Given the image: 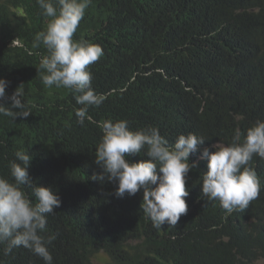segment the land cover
<instances>
[{"label": "trees", "instance_id": "obj_1", "mask_svg": "<svg viewBox=\"0 0 264 264\" xmlns=\"http://www.w3.org/2000/svg\"><path fill=\"white\" fill-rule=\"evenodd\" d=\"M48 20L37 0H0V78L9 82L6 96L22 84L31 111L14 120L0 115V175H9L18 150L28 152L31 179L59 195L60 206L47 216L56 236L53 264H94L102 251L109 264L264 260V159L250 162L261 191L244 211L228 214L219 200L204 197L200 183L208 171L204 147L242 143L264 120V0H92L74 39L102 47L89 68L105 100L88 109L83 124L73 93L42 83L39 62L47 53L34 38ZM106 119H126L133 130L158 127L169 144L189 132L206 139L190 154L197 166L188 173V211L177 225L153 227L141 209L142 189L119 198L117 181L91 178L101 171L94 160ZM6 246L0 244V264H45L24 247L6 254Z\"/></svg>", "mask_w": 264, "mask_h": 264}, {"label": "clouds", "instance_id": "obj_2", "mask_svg": "<svg viewBox=\"0 0 264 264\" xmlns=\"http://www.w3.org/2000/svg\"><path fill=\"white\" fill-rule=\"evenodd\" d=\"M37 3L42 14L49 18L46 30L34 38V46L43 45L47 53L39 62L42 83L48 88L70 90L76 103L82 106L75 115L83 124L88 109L99 107L105 100L103 94L93 89L89 68L103 56L102 47L74 39L92 0H37ZM8 84L0 78V115L13 120L29 116L31 111L22 84L11 96H6ZM98 126L102 137L96 146L94 162L101 171L91 178L101 183L117 181L115 195L119 198L135 195L142 189L141 209L153 227L177 225L188 211L185 200L189 195L188 173L197 166V162L189 161L190 154L197 152L206 139L189 132L169 144L158 127L133 130L126 119H106ZM213 148L215 151L208 147L201 150V158L208 161V171L200 182L202 193L208 200H219L228 214L244 211L261 191V180L250 162L254 156L264 159V120H257L246 130L242 143H217ZM142 153L148 159L138 162L126 159ZM31 159L28 152L18 150L9 164V175H0V244L6 243V254L24 247L45 264H53L49 245L56 236L47 231V216L60 206L61 199L50 186L38 185L31 179L28 171ZM259 264H264V260Z\"/></svg>", "mask_w": 264, "mask_h": 264}, {"label": "rangeland", "instance_id": "obj_3", "mask_svg": "<svg viewBox=\"0 0 264 264\" xmlns=\"http://www.w3.org/2000/svg\"><path fill=\"white\" fill-rule=\"evenodd\" d=\"M93 262H94V264H97V263L98 264H109L110 259L107 255V253L102 251L94 257Z\"/></svg>", "mask_w": 264, "mask_h": 264}, {"label": "bare ground", "instance_id": "obj_4", "mask_svg": "<svg viewBox=\"0 0 264 264\" xmlns=\"http://www.w3.org/2000/svg\"><path fill=\"white\" fill-rule=\"evenodd\" d=\"M18 7H19V6H18ZM16 13H17V12H16ZM17 43H18V42H17ZM13 46H14V45H13ZM149 65H150V64H149ZM261 65H262V64H261ZM261 67H262V66H261ZM133 68H134V67H133ZM263 68H264V67H263ZM136 69H137V68H136ZM139 69H140V68H139ZM140 71H141V70H140ZM143 71H144V70H143ZM155 72H156V71H155ZM137 73H138V72H137ZM255 73H256V72H255ZM260 73H261V72H260ZM262 73H263V72H262ZM252 75H253V74H252ZM263 75H264V74H263ZM230 76H231V75H230ZM244 76H246V75H244ZM258 76H259V74H258ZM256 77H257V76H256ZM261 77H262V76H261ZM259 78H260V76H259ZM256 79H257V78H256ZM252 82H253V81H252ZM255 82H256V81H255ZM253 84H255V83H253ZM262 84H263V82H262ZM255 85H256V84H255ZM258 85H259V84H258ZM260 85H261V84H260ZM255 87H256V86H255ZM254 91H255V90H254ZM200 113H201V112H200ZM211 220H212V219H211ZM196 227H197V226H196ZM205 230H206V228H205ZM207 230H208V229H207ZM101 234H102V233H101ZM101 234H100V235H101ZM100 235H99V236H100ZM109 235H110V233H109ZM109 235H108V236H109ZM96 236H97V235H96ZM99 236H98V237H99ZM102 236H103V234H102ZM102 236H101V237H102ZM106 237H107V235H106ZM96 239H97V238H96ZM101 239H102V238H101ZM106 240H107V239H105L104 241H106ZM108 240H111V239L108 238ZM140 240H141V239H140ZM95 241H96V240H95ZM97 241H99V240H97ZM102 241H103V239H102ZM104 241H103V242H104ZM136 241H137V240H136ZM99 242H100V241H99ZM129 242H130V241H129ZM131 242H133V241H131ZM140 242H141V241H140ZM90 243H92V242H90ZM90 243H89V244H90ZM105 244H106V243H105ZM105 244H104V245H105ZM107 244H110V243H107ZM95 246H96V245H95ZM95 246H93V244H92V247H95ZM101 246H102V245H101ZM101 246H99V247L102 248ZM107 246H108V245H107ZM114 246H115V245H114ZM90 247H91V246H90ZM99 247H98V248H99ZM111 247H112V246H111ZM82 248H84V247H82ZM85 248H86V247H85ZM107 248H110V246L107 247ZM87 249H88V247H87ZM110 249H111V248H110ZM135 249H136V248H135ZM137 249H138V248H137ZM80 250H81V249H80ZM96 250H97V249H96ZM105 250H106V249H105ZM113 250H114V249H113ZM82 251H83V250H82ZM109 251L111 252V250H109ZM116 251H118V250L116 249ZM103 252H104V251H103ZM95 253H96V252H95ZM96 254H97V253H96ZM113 254H116V252H115V253L113 252ZM103 255H104V254H103ZM108 255H109V254H108ZM109 256H110V255H109ZM119 256H120V255H119ZM109 259H110V258H109ZM116 260H117V259L115 258V261H116ZM97 264H98V263H97ZM116 264H117V262H116Z\"/></svg>", "mask_w": 264, "mask_h": 264}]
</instances>
